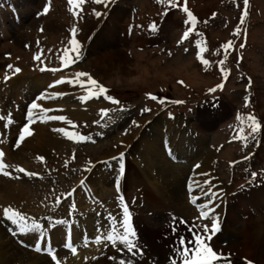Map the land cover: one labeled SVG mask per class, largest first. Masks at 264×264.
<instances>
[{
	"label": "rangeland",
	"instance_id": "1",
	"mask_svg": "<svg viewBox=\"0 0 264 264\" xmlns=\"http://www.w3.org/2000/svg\"><path fill=\"white\" fill-rule=\"evenodd\" d=\"M1 1L4 0H0V4ZM27 1L34 4L40 0ZM60 1L58 0L59 3ZM186 2L189 11L196 17L197 22L194 31L183 42L181 41L184 33L192 27L187 23V14L181 10L185 0H178L176 8L158 4L156 0H112L108 7L103 4L91 3L89 0L83 6L84 11L79 14V19H81L79 21H72L71 13L69 15L71 20H68L70 23L64 17L55 20L53 15L57 14V7L53 8L51 15L47 18L41 15L33 17V20L43 23L55 22L62 25L69 23L72 28L76 27V21L78 25L81 24L76 30L77 36L80 38L78 41L81 45L82 58L72 64L69 70L86 66V69H89L86 73L108 90L107 96L119 101V103H111L110 107L98 108L93 106L94 109L92 106L86 107V104L84 107L89 112H83L85 115L83 118L77 120L71 117L70 122H73L74 125L72 130H76L79 135L81 134V136L90 139L83 141L80 145H75L72 139L68 148L60 150L61 152L59 151L46 159L44 165H40L42 167H40V174L34 175L35 178H31L26 184L29 185L28 190L33 195H29V191L26 187H23L20 202L17 203L18 207L21 208L19 212L26 216L28 220L44 219L51 222L59 219L66 220L71 216L68 212L59 211L58 208L66 203V209L71 210L69 202H77L76 199L79 196L83 197L84 191L90 193V190L84 184H92L91 181L99 179L103 173L108 171L112 173V177L105 186L97 187L94 192V196L100 198L98 203L103 204L105 207L109 203L120 204L119 197L125 196L124 198H126L127 195L124 203L130 208L133 220L136 221L134 225L137 228L142 227L143 225L138 221V218H141L148 229L153 228L154 230L153 232L147 231L146 226L144 227L145 232L143 231L142 238L138 239V246L134 252H129L126 247L124 248V255H121L120 259L125 261V264L129 262L132 264V260L136 262L141 256L149 261L148 264H171L174 258L176 261L179 259L176 250L179 239L183 236V238L186 237L187 241H191L193 239L191 236L189 237L191 229L201 233V228L204 225L210 226V221H199L197 218H193V215L188 217L186 214L189 209L186 202L188 206L195 208L199 215L203 209L209 211V217L214 216V218L220 219L219 226L223 228L224 232L221 235L216 234L217 237L212 236L208 243L212 242L210 244H214L227 252L225 255L219 254L227 258L228 264H264V252L262 250L259 251L260 253L255 252L251 255L237 253V249L233 248L232 250L229 245L228 248L225 247L230 244L231 240H234L235 235H245L250 223L253 221L258 222L259 218L264 217L263 204L260 206L261 209L257 211L247 196L244 200L249 203L240 202L244 204V207L241 206L243 209L238 203L240 199L239 192L242 194V192L251 190L250 195L256 192L261 194V188H259V191L249 189L248 187L251 184L256 183V185L264 187V0H248L247 16L244 18L243 24L240 22L245 10L243 0H186ZM40 7L33 9V11L35 10L40 14ZM0 9H7V7L0 6ZM65 9L68 10L69 8ZM112 11L125 13L124 19L116 21L118 33H115L121 39V36L124 35L121 29L124 25L127 27L126 36L128 39L126 38L123 43H119L117 46L119 54L125 55L126 60L122 64L120 62L119 68L114 72L110 68L104 69L109 73L113 72L110 74L112 76L105 77L101 73L95 72V70H90L88 66L89 60L92 59V53L89 52L87 56L89 45L87 41L83 40L89 35L91 25L88 28H82V20L87 22L96 19L100 22L99 28H105L109 23L108 18ZM95 12H99L101 15L97 17L94 14ZM27 21L28 18L24 16L22 19V24H25L24 27L31 23ZM153 24L156 26L155 31H152L150 27ZM9 25H6L8 30L10 29ZM237 29H239V35L234 34ZM65 30L67 31V29ZM13 36L15 37V35ZM44 36L35 37L33 33L30 34L28 31H24L23 35L24 40H39L40 45L37 47L45 53L42 57L45 64H49L47 63L48 60L50 59L49 62H52V59H56L58 50L66 47L67 41L60 40L54 35ZM9 41V45L14 44L12 38ZM229 41L232 42L233 47L225 53L222 46ZM197 45L206 48L202 58L209 62L207 71L204 70L206 66L197 57L195 58V54L197 55L198 50H200ZM29 47L25 45L23 50L20 51L21 53H13L11 48L3 51L0 47V74L3 70L5 71L4 68L7 65L18 61L17 58L19 61L13 64L18 66L25 76L28 73L33 74L35 70L33 67L38 68L40 62H33L35 55L31 58L32 51L36 49V44L31 50H28ZM26 52H29V54ZM8 53L11 55L10 61H7V59L5 61L2 54ZM35 53L33 51V54ZM225 54H227V60L221 65L219 62L224 59ZM5 62H8L7 65H5ZM222 68L226 69V76L222 72ZM8 72L10 73V71ZM122 73H124V76ZM212 89H215V91H212ZM78 91L81 93L75 94L70 100L67 99L63 105L65 108L63 107L62 111L65 115L71 114V111L74 110V107L70 105V101L79 100L78 98L87 95L86 92L83 94V91ZM78 95L80 96L78 97ZM149 95L158 99L152 100ZM99 97L104 98V95ZM64 100V98H61L57 101L61 103ZM160 100H163L164 103H160ZM204 102L209 103L206 108L201 106L204 105ZM215 106L223 115L219 120L217 119L218 121L214 119L204 121L206 118L201 111H210L209 107L214 108ZM107 108H109L108 111ZM8 109H11V105H8ZM145 109H149V111H145ZM102 110L107 111V116L101 115ZM235 111L236 114H234ZM206 113L208 115V112ZM233 115L234 119L231 120ZM238 115L242 117L251 115L260 123V131L255 134V138L252 137L247 121L244 124L237 121L236 117ZM161 120L168 121L162 123ZM36 121L38 124L36 130L40 132L42 122L38 118H36ZM23 123L24 121L21 122V125ZM155 125L158 126L161 135L165 134V140L176 137L180 126L185 128L186 131L189 129L190 133L194 135L193 147L198 152L200 151L201 155L209 154L207 163L199 165V168H196V165L193 164L195 161L192 160L194 167L187 182L197 180L200 185L195 186L191 193L189 192L187 201L185 200L184 186L182 189L183 183H179L180 175H178V179L173 176H171L172 178L168 177L170 181L167 178L165 179L164 184L169 183L170 186V188L167 187L168 189L162 186L161 179L158 183L155 181V177L149 178L150 175L147 178L148 180L144 181L146 183L145 189L133 182V178H135L134 170L142 175L149 169L147 173L152 175L155 174L158 168H155V164H150L149 168L147 167L146 162L148 161L142 159L144 151L141 146L142 138L151 135L148 132ZM113 126L115 130H113ZM241 127L244 128L243 134L248 137L247 147L244 146L242 140L237 138ZM14 139L15 135L12 137V141ZM91 140H93L92 143H90ZM167 146L166 149L170 153L172 148L168 149ZM199 146L201 149L198 148ZM161 147L163 149V146ZM106 156L109 158H106ZM121 156L123 157L122 160L120 159ZM176 158L180 159V157ZM185 158L181 157V159ZM119 162L121 163L118 166ZM121 164L125 169L123 172L128 171L127 177L124 179V187H126L124 193L118 192L116 188L112 189L113 185L120 181ZM189 164L191 163L189 162ZM161 165L170 170V173L174 171V175L182 172V169L187 166L186 164L178 167L174 166L166 157L162 158ZM165 172L167 173V171ZM253 174H255V178ZM39 178L40 180H37ZM46 180L50 181L51 185L48 189L42 185ZM205 181H210V183L205 185ZM170 182L176 185L174 184L172 188ZM139 183L141 182L139 181ZM155 191L156 193H154ZM206 192L209 194L206 195ZM159 193L164 194V201L162 202L164 207L155 209L152 204L158 201L159 196H156V194ZM190 197L197 198L196 205L190 203ZM57 198L60 200L58 205L56 203ZM205 205H207L206 209L204 208ZM119 207H122V205L120 204ZM90 208L98 209V206L88 205L86 211L83 210L85 212L83 215L93 217ZM99 210L107 211L103 207ZM117 210H119L118 205ZM243 210L244 212H242ZM71 213L81 215L82 211L79 210L76 204L75 211L71 210ZM228 215H233L234 219L231 223ZM174 217L176 221H173ZM180 221L186 224L180 223ZM5 223H9V221ZM262 230L263 228L261 232ZM9 232L10 230L6 235L8 240H15L12 242V249H8L9 254H6V256H11L14 252L18 256H27L25 254L29 255L33 252V250H30L31 253H24L23 251L27 250L19 248L16 237L13 234L9 235ZM177 234L178 236H176ZM168 242L170 243L168 244ZM120 245L123 246V244ZM82 247L79 249L86 250V247ZM170 248H174L175 251ZM226 249H231V251ZM13 257L14 259L17 258L16 256ZM50 259L49 257L46 259L48 264H54L55 261L52 259L50 261ZM120 259L118 258L117 261H120ZM118 263L120 264V262ZM177 264H182L181 260H178Z\"/></svg>",
	"mask_w": 264,
	"mask_h": 264
},
{
	"label": "bare ground",
	"instance_id": "2",
	"mask_svg": "<svg viewBox=\"0 0 264 264\" xmlns=\"http://www.w3.org/2000/svg\"><path fill=\"white\" fill-rule=\"evenodd\" d=\"M58 3H59L58 0H50V10L48 11L47 14H42V13H43L44 7L48 4V0H40L34 4L28 3L27 0H12L7 5L8 9H3V10L0 9V11H1V13H0V35H1L0 47H1V49H3V51H7L11 48V51L13 53H21L20 51L23 50V47L25 45L30 46L28 50H31L33 48V46L36 44V49L33 50L36 53L33 54V51H32L31 58L33 57V55H37L39 52H41V50H39V48L37 47L40 45L39 40H37V39L36 40H34V39L24 40V37H23L24 31H28V32H30V34L33 33L35 35V37H43L44 35H46V36L54 35L55 37H58L60 40L67 41L70 38L71 31L73 29L69 24L70 21H68L71 17V16H69L70 12H69V10L65 9V8L68 9L69 5H68L67 0H61L60 3L59 4ZM60 4H62L63 6ZM8 6L10 7V9H12V12L9 11ZM39 6H41L40 7L41 16H43L45 18H47L48 16L51 15L54 7H57L58 12L56 15H53V17H55V20L61 19L62 17H64L69 23L62 25L61 23H55V22L43 23V22H38L37 20H33V17L40 16L39 14H37V12H35V10L33 11V9H36ZM83 6H82V11L78 10L79 14H81L84 11ZM65 10L67 11V14L69 17L67 16ZM24 16H25V18H28V21L31 22V23H28L29 25H27L26 27H24L25 24H22V19L24 18ZM124 18H125V13H123L121 11H119V12L112 11V14L108 18L109 23L107 24V27H105V28H99L100 22L96 21V19L88 20L87 22H84V20H82V28H84V27L88 28L91 25V27H89V33H88L89 35L87 34L88 35V36H86L87 38L85 40H83V41H87V44L89 45V48L87 50V56H88L89 52L92 53V59L89 60V64H88V66L90 67V70H95V72L97 71L98 73H101L105 77H109L110 74H112L114 71H116L119 68L120 62H121V64H122V62H125V60H126L125 55L122 56V54H119L120 52H119V49H117V46L119 45V43H123V41L127 38V36H126L127 35V27L125 25L123 28L121 27L122 33H124V35H123L124 38H123V36H121V39L118 38L117 34L115 33V32L118 33L116 21L117 20L119 21L120 19H124ZM71 19L74 22H75V20H78V21L81 20V19H79V15L78 16L72 15ZM7 24H10L9 30L6 28ZM75 25H76L75 29L79 28L81 26V24L78 25L77 21H76ZM68 27H69V29H68ZM65 29H67V31ZM13 35H15V37ZM11 38L13 39L14 44L9 45L8 41ZM75 38L77 40L80 39L77 36V31H76ZM94 49H96V51H94ZM26 53L29 54V52H26ZM8 54H4L6 56H4L3 58H4V60L9 59L8 61H10L11 55L10 54L8 55ZM17 60L19 61L18 58H17ZM18 61H16V62H18ZM32 61H33V59H32ZM49 61H51V60L49 59L48 62L46 60V62L49 64H45V62H44L43 64L40 63L38 68L36 66L33 67L35 69L33 74H31V73L27 74V72H25L27 74L26 76L23 74L22 71L19 72L18 74H12L11 72L9 73L8 67L4 68L5 71L3 70L0 74L1 75L0 76V115H3L6 117L9 113H11L12 118L15 121V123L9 125L8 128L3 127V124L5 123V121H0V139H2L4 141V143H0V151H3L5 153V157H4L5 163H7L10 166H13V167H9L7 169L10 173L9 176H4V175L0 174V264H48V262L46 260L47 258L45 256H40V255L31 253L30 251H23L24 253H27V252L31 253L29 255L25 254L27 256H24V255L18 256V255H16V252L11 254V256L10 255L6 256V254H9L8 249H12V247H11L13 245L12 242H13V240H15V239H13L11 241L8 240L6 235H7L9 230H10L9 235L13 234L16 237V239L19 240L20 242H22L23 245L25 246L24 248H21V249L26 250V247H32V248L36 249L37 247H39L42 252H46L47 254H48V251L51 250L52 252H54L56 254L57 260L60 261V264H119L118 262H120L122 260V259H120L121 255H124V248H122V246L119 245L118 241L115 244H113L112 242L108 241L106 239V237L109 234H112L115 236V235H117V233L123 232V228L121 227V222L123 220V212L119 213L120 209L117 210V205L119 208L118 203L117 204L109 203L108 206L105 207V206H103V204L98 203L100 198H96L94 196V192L96 191V188L100 187L102 185L105 186L106 183L108 182V180L112 177L111 172L106 171L105 173L102 174V176L99 179L91 181L92 184H89V183L84 184V186H86L90 190V193H88L87 191H84L83 197L79 196L76 199L77 202L74 201V203L73 202L68 203L71 210H72V205L77 204L79 210L82 211L81 215H78V214L73 215L71 213V210L66 209L67 206H66V203H64L65 205L64 206L61 205L62 207L60 206L58 208V210L68 212L69 216H71V218L69 217L66 220L59 219V220H55L53 222H51L49 220H44V219L28 220L29 225H31V223L33 221H35L36 223H38L41 226L38 231L29 233V234H21L19 228L16 225H12L10 222L5 223L7 221L6 220L4 221V218H3V209L4 208L10 207V208L17 210V211H19L21 209L18 207L17 203L20 202L23 187H26V189L28 190L29 185H26V184L29 182V180L31 178H35L36 175L40 174V172H41V170H40L41 166L40 165H42L46 161V159H48L52 155L57 154L60 150H64L70 146V143L72 142V140L67 139L61 132L55 131L54 129H65L69 133H75V134H78V136H81V135H79L78 132H76V130L75 131L72 130V127H73L72 123L73 122H71L69 124L63 120H47V122H42L40 124V126L42 125V129L40 132H38L36 130V128H37L36 125L38 126V124H37V121L35 119V122L30 124V131L33 134L31 136L26 137L23 141H21L19 144V147H17L16 144L18 141V136L20 134V130L25 125L29 124V123L25 124V118L23 117V115L27 117V114H24V113L26 111H28V105L30 107V105L33 102H36L40 106V108L49 110L47 112V116H62V117H65L67 121H71V117H73V119H77V120L83 118V116H85L84 113L89 112V110L86 109V107H88V106H92V107L94 106V107L99 108V107H107V106L110 107V105H111V102L109 100H107V99L103 100L104 98H101V97H99V98L93 97L92 99H88L87 101H84V102H82L81 99L78 98L80 101L79 100L70 101V105H72L74 107V110L71 111L72 112L71 114L68 113V115H65L64 111H62V109H63V107H64L63 105L65 104L67 99L70 100V98L72 96H74L75 94L81 93L78 90L83 91L82 92L83 94L86 92L85 88L80 89L79 84L67 83V81L73 80L75 73H78V72H85L86 73V72H88L89 69L87 70L86 66L85 67L79 66L78 68H76V70H74V69L69 70L70 69V66H69L67 68H62L61 71H57L55 73H53L51 71H43V72L40 71L39 69L41 67H46L49 69L50 68H61V62L57 58L52 59V62H49ZM16 62H13V63H16ZM33 62L37 63L38 61L34 60ZM7 63L5 62V65H7ZM13 63H10L9 65H12L14 68H18V66H15ZM53 63H55V64L53 65ZM106 68L107 69L110 68L111 71H113V72L109 73V72L105 71L104 69H106ZM34 73H36V74H34ZM5 75L10 76L11 78L8 79L7 81H5V79H4ZM122 75L124 76V73H122ZM110 76H112V75H110ZM58 79H64L66 82L63 84H56V81ZM81 80L84 81L85 84H87V77H83V78H81ZM51 85H55V87H52ZM41 96H44L45 99H43V100L39 99ZM79 96L80 95H78V97ZM52 97H55V98H52ZM61 98H64L65 100L60 103L57 100H59ZM10 101H13V103H10ZM42 101H45V102H42ZM86 104H87V106L84 107ZM8 105L9 106L11 105V109H8ZM94 107H93V109H94ZM4 108H6L8 111L4 112ZM108 110H109V108H107V111ZM55 112H57V113L54 114ZM22 121H24V123L21 125ZM161 121H162V123H164L165 121H168V120H161ZM40 126H39V128H40ZM113 130H115L114 126H113ZM187 130H189V129H187ZM187 132L188 131H186L185 128H182V126H180V130L178 131V134L176 137H174V138L171 137V139L168 138V140H164V135L160 134V132L158 130V126L157 125L153 126L152 130L150 132H148L151 135H146V136H144L145 138L144 137L142 138L141 146H142L143 151H144L142 153V155H143L142 159L143 158L147 159V161L149 162V163L146 162L148 164V166H147L148 168H149L150 164H155V166H156L155 168H157V167L158 168L156 169L155 174H152V175H151V173H147L149 171V169H147V172L143 173L142 175L139 172L134 170L135 178H133V182L136 185L143 187L145 189L146 183H144V181L148 180L147 178L150 175L149 178L155 177L154 179L158 183L161 179L162 186L164 188H167L169 186V183L164 184V181L166 178H167V180L170 181V178H168V177H171V176H173L174 178L179 177L178 176L179 174L174 175L175 174L174 171H172L170 173V170L166 169L163 165H161L162 158H165L167 156V150L165 148V146H167V145H168L167 146L168 149H170V147L172 148V150L170 149V151L174 157L175 156L180 157L179 162L181 164L177 163V165H176L177 167L182 166V165L189 163V162L192 164V160L195 161V163H200L198 165H204L205 163H207L208 160H207L206 155L202 154V155H204V156H202L200 151L198 152V150L195 149L193 147V145L192 146L190 145V143L194 139H193V136L189 132L188 133ZM14 135H15V139L12 141V137ZM92 142H93V140L90 141V143H92ZM73 143L75 145H80L83 143V141L77 142V139L74 138ZM160 146H163V149H162V147L160 148ZM198 148H200V146ZM203 149H204V147H203ZM208 155L209 154H207V156ZM181 157L182 158L187 157V158L181 159ZM38 158H43V159L41 160ZM106 158H109V157L106 156ZM106 158H102V159H106ZM166 159L168 160L167 157H166ZM17 166L24 168L28 172L36 173V175L34 177L33 176L29 177V176L24 175L21 172H16V171H14V167H17ZM145 168H146V166L144 167V169ZM180 168H183V167H180ZM126 171H127V169H126ZM150 171H152V169H150ZM165 171H167L168 174ZM127 173H128V171L126 173L123 172L121 174L120 181L118 182L120 193H124L126 190L125 189L126 187H124V185H125L124 179L127 177ZM115 174H116V172H115ZM154 179H153V181H154ZM37 180H40V178ZM139 181L141 183H139ZM170 183H171V187L173 188V185L175 183H173V182H170ZM42 185H44L45 188H47V189L51 187L50 181L48 182L47 180L44 181L42 183ZM115 188L117 190V184L113 185L112 189H115ZM168 188H170V186ZM261 189H262V190H260L261 194L256 192V191H259V189H256V191H255L256 193H254L253 195L251 194L252 196L250 195L251 190L250 191L248 190L246 192H242L243 195L240 194L241 200L239 199V202H238L239 206L244 207V204L240 203V202L242 201L246 204L248 201L245 202L244 199H245V196H247L248 200L250 202H252V204L256 207L255 209L257 211L259 209H261L260 206L262 204L264 205V187ZM154 193H156V191ZM252 193H253V191H252ZM28 194L33 195V193L30 191L28 192ZM157 195L159 196L158 201L155 202V204L153 203L152 207L155 209H160V208L164 207L163 206L164 203H162L164 201L163 200L164 194L159 193V194H156V196ZM126 199H127V195H126V198H124V200H126ZM90 204H94V205L98 206V209H96V208L95 209H93V208L89 209L91 211V213L93 214V217L83 215V214H85L84 211H86L88 205H90ZM144 204H146V203H144ZM186 206L188 207L189 212H190V213L187 212V214H186L188 217H191L193 215L194 216L193 218H197V220L202 221L199 219V214L197 213L198 211L194 210L193 207L188 206L187 202H186ZM102 207H103V209H107V211H100L99 209H101ZM257 207H258V209H257ZM218 210H219V208H218ZM121 211H122V207H121ZM129 211H130V208H129ZM107 212H108V214H106ZM188 214H190V215H188ZM118 216H119V218H118ZM228 216H229L228 217L229 222L231 223L232 219H234L232 217L233 215H228ZM111 217L116 218L115 225H113ZM213 218H214V216L209 217V219H207L205 221H207V222L211 221V219H213ZM63 220L65 221V223H57V221H63ZM249 220H250V218H249ZM138 221H140V223L143 225L142 227L137 228L138 236L142 238L144 227L146 226L145 225L146 223L145 222L143 223L141 218H138ZM173 221H174V219H173ZM171 222H169V223H171ZM131 223L133 224L132 220H131ZM176 223H175V226H176ZM184 224H186V223H184ZM205 224H206V222H205ZM171 225H172V223H171ZM183 226H185V225H183ZM150 227H152V226H150ZM166 227L170 229V227H168V226H166ZM186 227H188V226H186ZM194 228H196V227H194ZM262 228H263V230L261 232ZM146 229H148L147 226H146ZM183 230H185V229H183ZM147 231L153 232L154 230L152 228V229H148ZM166 232H168V231H166ZM223 232H224V230L222 228L220 230V232L218 233V235H221ZM259 232H260V234H258ZM175 233H176V231H175ZM189 233H190L189 237L191 236L193 239H194L195 235L200 234L197 230H192V229L189 231ZM171 234H173V233L171 232ZM181 234H179V235H181ZM145 235L147 236V234H145ZM166 235H168V234H166ZM14 236H12V237H14ZM176 236H178V234ZM214 236L215 235H213V237ZM98 238H99V242H98ZM168 238H167V240H168ZM259 238H261V240H259ZM68 239H71L72 246L76 249L75 254H73L71 250L68 252L64 250L66 242ZM130 239L133 240V237H130ZM143 239H145V238H143ZM230 239H232V238H230ZM161 240H163V239L161 238ZM188 240H190V239H188ZM169 243L170 242H168V244ZM210 243H212V242H210ZM229 243L230 244H227V246H225V247L228 248V245H229V247H231L232 250H233V248L237 249V253H241V254H247L248 253V254L253 255L255 252L258 253L261 250H262V252H264V217L259 218L258 222L253 221L252 223H250L249 227L246 230L245 235L244 234H241V236L235 235L234 240L233 241L231 240ZM164 244H165V242H164ZM82 246L86 247V250L79 249ZM210 246L216 252L220 253L221 255H225L227 253L226 251H223L222 248H220L218 246H217L218 247L217 248L216 245H214V244H210ZM84 247H82V248H84ZM193 247H194V245H193ZM170 249L174 250V248H170ZM231 249H226V250L231 251ZM141 251H143V250H141ZM171 254H172V252H171ZM13 256H16V257L18 256V257L16 259H14ZM124 257H126V256H124ZM118 258L120 259V261H117ZM149 258H152V257H149ZM178 260H180V257ZM50 261H51V259H50ZM131 262H132V264H148L149 261H147V259L145 257L141 256L138 261L133 262V260H132ZM54 264H56V261Z\"/></svg>",
	"mask_w": 264,
	"mask_h": 264
},
{
	"label": "snow or ice",
	"instance_id": "3",
	"mask_svg": "<svg viewBox=\"0 0 264 264\" xmlns=\"http://www.w3.org/2000/svg\"><path fill=\"white\" fill-rule=\"evenodd\" d=\"M69 5V12L73 16H78L79 12L76 9H79L82 11V6L89 2V0H67ZM91 3L100 5L103 4L105 7H108L109 4L112 2V0H90ZM158 4L165 5L170 8H176L178 6V0H156ZM244 3V12L241 17V24L244 23V18L247 16V8H248V0H243ZM50 10V0H48V4L44 7L42 14H47ZM184 13L187 14V23H189L192 27H190L183 35L182 41L188 39L189 35L194 31L195 24H196V17L189 11L187 7V2L185 0V4L181 9ZM97 17L101 15L99 12L94 13ZM152 31L156 30V26L153 24L150 26ZM76 29L73 28L71 31L70 38L67 40L66 44L67 46L63 49L58 50L57 59L61 62V68H46L41 67L40 71H51L53 73L57 71H61L62 68H67L71 66L72 64L78 62L82 58V52H81V45L79 41L75 38L76 36ZM235 35H239V29H237ZM243 46V45H241ZM198 48H200L201 52L206 51V48L202 47L201 45H197ZM223 49L225 53H227L232 47V42L229 41L228 43L224 44ZM44 53L43 51L39 52L37 55L33 57L34 60L40 62L41 64L44 63L42 57ZM197 59L201 61L203 65H205V71L208 70L207 65L209 62L207 60H204L200 55L197 56ZM227 60V54H225V57L223 60H221L219 63L223 65ZM8 70L12 74H18L21 72L20 68H14L12 65H8ZM224 75H227L226 69H221ZM87 77V85H85L84 81L81 80V78ZM11 77L8 75H5L4 79L7 81ZM66 81L64 79H58L56 81V84H63ZM67 83H77L82 88H85L87 95L80 97L81 101H87L88 99H91L93 97L99 98L100 95H104V98L109 100L113 104H118L119 101L112 99L110 96H107V89L101 85L98 84V82L93 79L89 74L84 72H78L74 74L73 80H68ZM52 87H55V85H51ZM212 91H215V89H212ZM55 98V97H52ZM149 98L152 100H157L158 98L155 96L149 95ZM39 99L43 100L45 99L44 96H41ZM160 103H164L163 100L159 101ZM48 109H42L40 106L33 102L27 111V120L29 121L28 125H25L21 130L19 134V138L17 141L16 146L19 147V144L21 141L25 139V134L28 136H31L33 133L30 131V124L35 122V119L38 118L40 122H47V120H63L66 123H71L70 121H67L65 117L62 116H47ZM145 111H149V109H145ZM107 111L102 110V115L107 116ZM237 121H239L241 124H244L245 121L248 123V127L250 128V132L252 134V137L255 138V134L260 131L261 125L256 120L255 117L249 115L248 117H242L238 115L236 117ZM0 121H5L3 124L4 128H8L9 125L15 123V121L12 118L11 113H9L6 117L3 115H0ZM74 126V125H73ZM55 131L61 132L67 139L72 140L74 138L77 139V142L89 140V137L84 136H78V134L75 133H69L65 129H54ZM244 128L241 127L238 131L237 138L242 140L244 142V146L247 147V140L248 137L244 134ZM0 143H4L2 139H0ZM5 153L3 151H0V174L4 176H9L10 173L7 170L9 167H13L5 163L4 161ZM43 159V158H38ZM115 159V158H114ZM120 159L122 160L123 157L121 156ZM197 168H199V165H196ZM123 164L120 165V171L123 173ZM14 171L21 172L26 176L32 177L36 175V173L28 172L22 167H14ZM206 175V174H204ZM253 177L255 178V174H253ZM205 185L209 184L210 181H205ZM200 182L197 180H193L188 184V190L191 193L195 186H199ZM119 184L117 183V191L119 192ZM209 194L206 192V195ZM57 205L60 203L59 198H57L56 201ZM119 203L122 205V212H123V220L121 222V227L123 228L122 233H117V235L109 234L107 235L106 239L113 244H115L117 241H119L120 244H123L129 252H134L136 249V245L130 237H135L136 233L131 225L132 220V213L129 211V208L127 204L124 203V197H119ZM190 203L193 205L197 204V198L196 197H190ZM204 208H207V205L204 206ZM72 211H75V205H72ZM210 213L207 210H201L199 219L201 220H207L209 219ZM3 218L7 221H9L12 225H16L21 234H29L32 232H36L40 229V225L33 221L31 225L28 224V218L21 214L19 211L14 210L10 207L3 209ZM176 219L175 217L173 218ZM113 225L116 223V218L111 217ZM181 223H184L183 221H180ZM57 223H65V221H57ZM220 231L219 226V220L218 218H213L210 221L209 225H204L201 228V233L195 235L194 239L191 241H187L186 238H180L178 241V248H177V255L180 257V260L182 264H228L227 258L222 257L218 252H216L208 243V241L212 238V236ZM99 242V238H98ZM194 245V247H193ZM73 254L76 253V249L72 246V243L69 241V243L66 245ZM36 251L39 252L41 249L39 247L36 248ZM48 255L51 256L53 261H56V264H60V261L57 260V256L54 252L51 250L48 251ZM120 264H125V261L121 260ZM130 264V262H129ZM171 264H177V261L175 259L172 260Z\"/></svg>",
	"mask_w": 264,
	"mask_h": 264
}]
</instances>
